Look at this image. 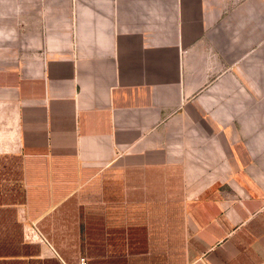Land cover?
Listing matches in <instances>:
<instances>
[{
  "label": "crops",
  "instance_id": "1",
  "mask_svg": "<svg viewBox=\"0 0 264 264\" xmlns=\"http://www.w3.org/2000/svg\"><path fill=\"white\" fill-rule=\"evenodd\" d=\"M248 1L0 0V264H264Z\"/></svg>",
  "mask_w": 264,
  "mask_h": 264
},
{
  "label": "rangeland",
  "instance_id": "2",
  "mask_svg": "<svg viewBox=\"0 0 264 264\" xmlns=\"http://www.w3.org/2000/svg\"><path fill=\"white\" fill-rule=\"evenodd\" d=\"M247 3L248 0H236V2ZM246 1V2H245ZM250 0L248 1L249 5ZM232 2L227 4V7L231 5ZM246 4H243L244 14L246 12ZM246 14L244 15V17ZM250 23H244L243 32H242V46L239 44L237 46V70L239 73L238 80L241 82L242 86L246 90L250 87V61L247 58H250V53L252 50L253 56V98L255 102H258V118H259V133L264 134V0H253V40L250 41V30L246 32V26ZM248 53V54H247ZM243 54L241 60L240 56ZM248 55V56H246ZM234 58V53L232 48L228 46L227 49V69H231L232 66L231 60ZM242 61V62H241ZM242 70V79L240 78V72Z\"/></svg>",
  "mask_w": 264,
  "mask_h": 264
},
{
  "label": "built area",
  "instance_id": "3",
  "mask_svg": "<svg viewBox=\"0 0 264 264\" xmlns=\"http://www.w3.org/2000/svg\"><path fill=\"white\" fill-rule=\"evenodd\" d=\"M78 264H85V257L83 255L78 256Z\"/></svg>",
  "mask_w": 264,
  "mask_h": 264
}]
</instances>
